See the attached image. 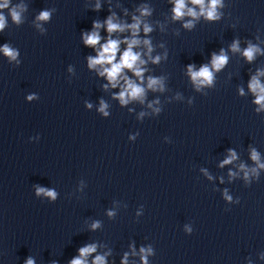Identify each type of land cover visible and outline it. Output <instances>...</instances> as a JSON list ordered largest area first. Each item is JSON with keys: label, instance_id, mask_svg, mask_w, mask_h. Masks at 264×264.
Segmentation results:
<instances>
[{"label": "clouds", "instance_id": "1", "mask_svg": "<svg viewBox=\"0 0 264 264\" xmlns=\"http://www.w3.org/2000/svg\"><path fill=\"white\" fill-rule=\"evenodd\" d=\"M174 3V7L172 9L174 15V20H179L183 18L185 15L192 16L194 18H198L200 15H205L208 20H217L219 19V14L217 12V6L221 5V0H208V4H205V0H191L193 5L200 6V12L197 13L194 8H188L186 5V0H171ZM7 4V0H5L4 5H0V7H5ZM100 5H96V9L99 10ZM187 8V11L185 9ZM137 11L140 12V16H133L132 23H121L114 22L116 20L115 13H112L107 17L103 24L99 21H94L92 31L82 33V39L85 46H90L95 49L96 55L89 56L88 67L90 69L97 70L98 74L101 77H106L107 83L103 85L105 89L111 86L113 89L119 87L120 91L115 95L122 105H126L130 100H140L143 103L145 88L142 86V82L144 80V72L146 69L142 67L146 63L145 60L141 59V52L136 51L141 44H143L147 48V53L149 59L152 60L153 63H159L161 60L160 56H156L153 58L151 56V52L153 51L151 41L149 39H141L139 37V33L141 31V24H143V32L145 34L153 31L152 27L144 23L141 17L151 15V9L147 6H142ZM13 19L16 22H20V13L13 10L12 12ZM50 16V13L47 11L41 12L38 19L47 20ZM5 26L4 17L0 15V30H2ZM193 26L192 21H188L185 23V28H191ZM105 27L106 32L108 33V37L105 42L101 43V35L99 33V29ZM130 32V36H125L124 38H113L114 33H125ZM126 45V47L121 50V45ZM98 46V47H97ZM233 51H239V42L234 41L231 45ZM2 50L5 55L8 57L15 59L17 53L9 48L7 45L3 47ZM260 52V49L252 44H249L248 47L244 50L243 55L247 58L248 61H252L256 54ZM119 57V58H118ZM165 59L167 58V54H165ZM228 57L224 53V50L221 49L220 54L213 53L211 56V66L208 64L202 65L199 70H194V65H188V73L191 76L192 81L199 87L200 85H211L214 78V72L221 70L227 63ZM131 72L136 79H132L127 72ZM264 75V72H257L256 76L251 78L249 83L250 90L256 95L255 103L260 105V108H264V84H262L259 80V76ZM137 80L140 83H137ZM147 88L152 89L153 91L159 89L163 90V81L161 78L148 77L147 80ZM241 94H243V90L241 89ZM90 107V105H89ZM151 107V105H149ZM105 108L107 105L101 101L100 111L107 115L105 112ZM260 109L258 108L257 111ZM158 111V109H157ZM236 158L235 152H231L229 157L223 161V164L231 163L232 160ZM252 159L254 161H259V154L253 150ZM243 167V165L241 166ZM259 167L264 168V164H260ZM255 172V169L252 170ZM247 176V173H245ZM42 191V190H41ZM47 195L55 197V193L48 192ZM230 199V197H229ZM112 215V213H109ZM98 223H94L92 227L95 229L98 227ZM96 250L95 245H88L79 250L80 257H86L90 253ZM151 249L145 250L141 249V253H150ZM145 264L146 255L142 256ZM26 264H33V261L29 259ZM70 264H87L86 260L81 258H74ZM93 264H105V258L103 256H96ZM122 264H127V254H125L124 260Z\"/></svg>", "mask_w": 264, "mask_h": 264}]
</instances>
